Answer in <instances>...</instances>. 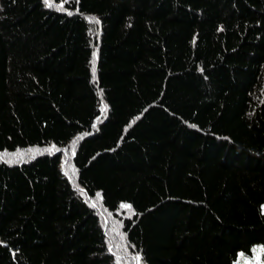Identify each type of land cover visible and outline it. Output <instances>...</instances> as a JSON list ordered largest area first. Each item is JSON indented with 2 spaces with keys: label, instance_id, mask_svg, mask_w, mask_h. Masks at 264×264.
<instances>
[{
  "label": "trees",
  "instance_id": "1",
  "mask_svg": "<svg viewBox=\"0 0 264 264\" xmlns=\"http://www.w3.org/2000/svg\"><path fill=\"white\" fill-rule=\"evenodd\" d=\"M263 206L264 0H0V264H241Z\"/></svg>",
  "mask_w": 264,
  "mask_h": 264
},
{
  "label": "rangeland",
  "instance_id": "2",
  "mask_svg": "<svg viewBox=\"0 0 264 264\" xmlns=\"http://www.w3.org/2000/svg\"><path fill=\"white\" fill-rule=\"evenodd\" d=\"M238 262L241 264H264V248L261 246L257 247L253 255L250 256H245L241 254L239 256Z\"/></svg>",
  "mask_w": 264,
  "mask_h": 264
},
{
  "label": "snow or ice",
  "instance_id": "3",
  "mask_svg": "<svg viewBox=\"0 0 264 264\" xmlns=\"http://www.w3.org/2000/svg\"><path fill=\"white\" fill-rule=\"evenodd\" d=\"M45 2H46V3H48V2H49V0H45ZM49 6H51V5L49 4ZM93 71H95V69H94V68H93ZM123 207L130 208L131 206H130V205H123ZM137 259H139V257H137Z\"/></svg>",
  "mask_w": 264,
  "mask_h": 264
}]
</instances>
